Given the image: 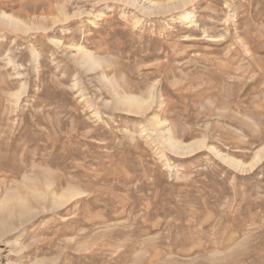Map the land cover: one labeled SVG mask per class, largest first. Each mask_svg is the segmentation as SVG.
<instances>
[{
    "label": "rangeland",
    "instance_id": "1",
    "mask_svg": "<svg viewBox=\"0 0 264 264\" xmlns=\"http://www.w3.org/2000/svg\"><path fill=\"white\" fill-rule=\"evenodd\" d=\"M263 149L264 0H0V264H264Z\"/></svg>",
    "mask_w": 264,
    "mask_h": 264
},
{
    "label": "bare ground",
    "instance_id": "2",
    "mask_svg": "<svg viewBox=\"0 0 264 264\" xmlns=\"http://www.w3.org/2000/svg\"><path fill=\"white\" fill-rule=\"evenodd\" d=\"M85 55V54H84ZM83 56V55H82ZM91 60H92V58H91ZM82 61V60H81ZM94 63V62H93ZM97 64V63H96ZM94 67V66H93ZM127 99V98H126ZM134 100H136V98L134 99ZM134 100H126V102H124L125 104H127V105H130V106H135V107H137V108H140L141 109V107H142V105L139 103V102H136V101H134ZM122 102V101H121ZM144 104V103H143ZM145 107V106H144ZM168 145H169V147H173V148H175V146H174V144L172 143V142H169L168 141ZM261 150V149H260ZM264 152V149H263V151L261 152V151H259V152H257V153H255V155H254V158H252L253 159V161L254 162H257V161H259L260 160V153L262 154ZM250 162H252V161H250ZM249 162V164H250V167L253 165V164H251ZM248 167H249V165H248ZM13 200V199H12ZM23 203V202H22Z\"/></svg>",
    "mask_w": 264,
    "mask_h": 264
}]
</instances>
